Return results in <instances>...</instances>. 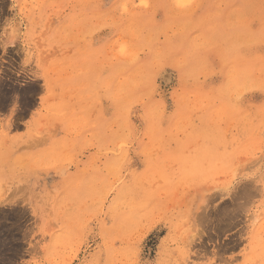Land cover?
<instances>
[{
	"label": "rangeland",
	"instance_id": "1",
	"mask_svg": "<svg viewBox=\"0 0 264 264\" xmlns=\"http://www.w3.org/2000/svg\"><path fill=\"white\" fill-rule=\"evenodd\" d=\"M0 264H264V0H0Z\"/></svg>",
	"mask_w": 264,
	"mask_h": 264
},
{
	"label": "bare ground",
	"instance_id": "2",
	"mask_svg": "<svg viewBox=\"0 0 264 264\" xmlns=\"http://www.w3.org/2000/svg\"><path fill=\"white\" fill-rule=\"evenodd\" d=\"M137 74V73H136ZM137 76V75H136ZM170 79V78H169ZM167 81V80H166ZM164 82V81H163ZM166 83H168V82H166ZM137 86V85H136Z\"/></svg>",
	"mask_w": 264,
	"mask_h": 264
}]
</instances>
